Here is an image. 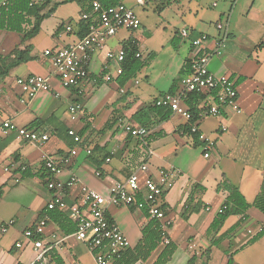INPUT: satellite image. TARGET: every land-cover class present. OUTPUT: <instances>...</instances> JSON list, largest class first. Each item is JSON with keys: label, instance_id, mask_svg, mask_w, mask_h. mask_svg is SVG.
Instances as JSON below:
<instances>
[{"label": "crops", "instance_id": "obj_1", "mask_svg": "<svg viewBox=\"0 0 264 264\" xmlns=\"http://www.w3.org/2000/svg\"><path fill=\"white\" fill-rule=\"evenodd\" d=\"M122 2L137 14L139 29L120 28L101 50H93L88 76L79 87H63L43 55L46 48L80 38L73 28L80 17L75 3L77 14H64L60 4L41 22L40 30L54 18L50 41L42 50L19 41L8 46L6 53L0 52L6 55L15 46L26 45L29 57L0 78V119L24 128L38 120L33 131L48 137L39 146L15 131H0V264L33 261L36 250L23 231L46 216L39 236L46 249L44 264H95L92 251L74 236L77 223L67 209L46 208L51 198L46 181L76 176L78 181L66 189L64 199L67 206L76 203L83 209L81 185L108 195L109 186L128 176L140 162L146 163V174L155 181L162 172L167 175L160 202L171 221L167 234L175 248L164 264H227L229 254L232 264H264V213L256 207L230 213L211 227L229 194L226 185L252 203L264 178V7L257 0H213L209 11L201 0ZM61 23L71 29L64 27L54 34ZM217 23H223L222 28ZM181 28L189 30L188 37L180 36ZM201 33L208 35V47L216 38L223 39L221 52L209 59L208 69L234 80L241 108L240 113L197 122L198 129L214 141L207 158L188 131V121L153 104L158 96L176 90L179 77L189 71L195 52L190 39ZM128 40L135 41L145 64L124 78L115 73L121 63L108 59L106 53L122 49ZM30 74L51 75V88L22 101L25 95L16 78ZM104 74L112 76L109 82L104 81ZM72 104L79 105L74 120L68 109ZM166 110L169 115L163 117ZM125 123L143 126L148 133L143 139L132 137L123 130ZM68 128L78 133L80 142L66 133ZM73 148L76 155L70 154ZM44 155L56 161L68 158L59 175L43 168ZM6 166L8 171H4ZM106 213L127 237L132 251L143 239L142 229L149 220L145 210L134 204L110 205ZM165 245L160 242L146 258L137 256L130 264H153Z\"/></svg>", "mask_w": 264, "mask_h": 264}, {"label": "built area", "instance_id": "obj_2", "mask_svg": "<svg viewBox=\"0 0 264 264\" xmlns=\"http://www.w3.org/2000/svg\"><path fill=\"white\" fill-rule=\"evenodd\" d=\"M148 1L135 0L138 5H144ZM5 6L6 0H1L0 7ZM92 13H95V22L86 27L82 37L64 46L46 48L43 51V55L51 65L53 75L63 87H79L85 81L93 50H101L106 39L113 36L118 29L125 28L134 31L140 27V21L135 11L123 3L102 8L99 0H93ZM89 16V14L82 13L79 19H88ZM216 26L222 28L223 23H217ZM70 29V25L65 26V30L69 31ZM179 34L181 37H188L189 30L181 28ZM208 40V35L204 33L190 39L195 52L190 59L189 71L179 77L176 90L166 92L153 101L155 106L169 109L172 113L179 114L188 121L189 132L196 136L205 158L210 156V152L214 148V141L198 129L197 122L208 116L217 117L241 112L234 80L229 75H216L208 69L209 59L221 52L223 39L216 38L211 47L207 46ZM136 56H139V53H136ZM106 57L120 64L124 58V50L108 51ZM121 72L122 68L118 65L115 73L121 74ZM51 77V75L41 74L17 77L16 84L25 95L22 101L31 99L41 90H50ZM111 77L110 74L103 75L106 82H109ZM194 94H201L205 97L203 107H200L196 113L191 112L186 105V101ZM78 107L77 104L69 106L71 120L76 119ZM122 128L127 134L140 139H143L148 133L145 127L132 123H125ZM221 129L226 130V127L221 126ZM0 131L4 133L15 131L23 140L34 142L39 146H42L48 139L46 134L17 127L9 120L0 119ZM67 133L75 142H80L81 137L74 129L68 128ZM85 151L88 154L91 152L89 148H86ZM70 154L76 155L77 149H71ZM106 160L109 159L106 158ZM67 161L68 158L56 161L48 156H42L43 168L52 175H59L62 171V164ZM21 168L24 169L25 167L22 166ZM4 171H8L7 166L4 167ZM146 172V163L140 162L128 176L113 182L109 186L108 195H103L94 189L81 185L83 209L76 203L67 206L64 199L66 189L78 181L76 176L71 175L66 181L48 179L46 187L51 193V198L46 203V208L48 210L54 208L67 209L69 217L77 223L74 236L86 243L88 249L93 253L95 264H112L113 260L120 256L130 243L116 223L107 215L106 208L108 206L134 204L137 208L144 209L148 218L158 220L161 223L163 233L167 234L171 221L160 202L167 175L162 172L160 179L155 181ZM96 175H101V172L96 171ZM226 207L227 205L223 204L218 212H222ZM47 220V216L43 217L35 226L28 227L23 231L24 237L32 239L33 247L36 250L35 258L28 264H44L45 262L44 253L46 249L43 247L39 236L43 234ZM53 237L55 238V236ZM169 241V237L163 235L162 243L168 244ZM16 246L21 247L22 244L16 242ZM69 264L79 263L72 261Z\"/></svg>", "mask_w": 264, "mask_h": 264}, {"label": "trees", "instance_id": "obj_3", "mask_svg": "<svg viewBox=\"0 0 264 264\" xmlns=\"http://www.w3.org/2000/svg\"><path fill=\"white\" fill-rule=\"evenodd\" d=\"M92 2L93 0H6V6L0 7V29L12 31L21 34L20 43L33 38L40 29L41 22L49 17L58 5L64 3H75L79 7V13L89 14L88 19H79L73 27L79 37H82L86 27L90 23L95 22V13H92ZM102 8L115 6L123 3L122 0H99ZM65 27L64 23H61L55 30L54 34ZM124 50V58L121 62L122 75L124 78L131 76L137 69L145 64L144 61L140 60L139 56H136L137 46L135 41L128 40L122 48ZM27 46L18 47L15 46L11 49L8 54H0V78L8 74L10 68L19 64L20 62L27 61L29 57L26 55ZM190 69V61L188 63ZM204 96L201 94H194L187 100V106L189 110L196 113L200 107H203ZM199 103V105H198ZM163 109V108H160ZM169 115V111H164L163 117ZM194 120V119H193ZM39 121L34 120L25 128L33 130L38 128ZM189 131V125H188ZM67 133V131H66ZM196 138V136L194 135ZM27 171H25L26 173ZM229 190V194L224 204L227 207L217 213V219H215L211 227H217L223 219L230 213L242 211L245 212L250 206L256 207L262 213H264V178L262 179L260 188L252 203H248L244 196L235 187L226 185ZM141 198V196H139ZM229 205L231 207H229ZM229 207V208H228ZM54 210V209H53ZM52 210V211H53ZM146 226L142 229L143 239L132 251L127 248L123 251L120 256L113 260L112 264H130L137 256L146 258L152 249L157 244L162 242L163 233L161 229V223L153 218H148ZM260 235L254 236L250 242L256 240ZM175 245L169 241L159 254L158 258L153 264H164L173 252ZM227 264H232V256L228 255Z\"/></svg>", "mask_w": 264, "mask_h": 264}, {"label": "rangeland", "instance_id": "obj_4", "mask_svg": "<svg viewBox=\"0 0 264 264\" xmlns=\"http://www.w3.org/2000/svg\"><path fill=\"white\" fill-rule=\"evenodd\" d=\"M202 4L204 5L203 8L205 10H210L212 7H210L211 2L213 0H201ZM246 1V0H245ZM218 2V1H217ZM258 6L264 7V0H257ZM64 6L61 7V11L64 12V14H77V7L74 3H64L62 4ZM210 7V8H209ZM219 5L217 9H219ZM207 12V11H206ZM54 18H50L47 22H45L44 27L42 30L39 29L38 34H36L33 38L29 39L28 41H25V43H32L34 46L42 50V48L50 41V27L53 23ZM46 25V26H45ZM52 29L51 32H54ZM20 34L12 31H7L4 29H0V52L6 53L5 50H8L9 48L13 47L14 45L18 44L20 41ZM9 46V48H8ZM54 48V47H50ZM5 51V52H4ZM8 53V52H7Z\"/></svg>", "mask_w": 264, "mask_h": 264}]
</instances>
